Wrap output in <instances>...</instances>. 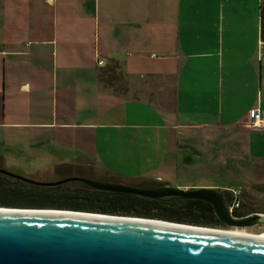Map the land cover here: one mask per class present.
<instances>
[{"label": "crops", "instance_id": "0c3cea01", "mask_svg": "<svg viewBox=\"0 0 264 264\" xmlns=\"http://www.w3.org/2000/svg\"><path fill=\"white\" fill-rule=\"evenodd\" d=\"M261 2L0 0V168L251 203L247 182L176 180L223 169L264 183V130L244 124L264 114Z\"/></svg>", "mask_w": 264, "mask_h": 264}, {"label": "water", "instance_id": "95a60500", "mask_svg": "<svg viewBox=\"0 0 264 264\" xmlns=\"http://www.w3.org/2000/svg\"><path fill=\"white\" fill-rule=\"evenodd\" d=\"M0 173L35 185L81 180L99 190L152 199L204 200L212 204L225 226H264V214L234 216L224 192L215 188L138 187L84 177L39 182L2 168ZM159 220L75 209L0 206V264H264V236Z\"/></svg>", "mask_w": 264, "mask_h": 264}, {"label": "trees", "instance_id": "16d2710c", "mask_svg": "<svg viewBox=\"0 0 264 264\" xmlns=\"http://www.w3.org/2000/svg\"><path fill=\"white\" fill-rule=\"evenodd\" d=\"M260 13L261 33L264 40V0L261 2ZM49 190L50 188L48 187L32 185L22 180L0 173V205L4 206H19V202L23 201L22 199L7 200L12 197L27 195V197H33L31 200H37L42 204H46L49 201L56 203L57 201L62 203H65V201L67 203L70 202V206H76L70 209L75 210L88 208L93 210L101 209V211L104 212L107 210L108 213H115L114 209L117 208V210L120 209L127 213L130 212L131 209H134L135 213L145 217H158L159 219L163 220L201 226H224V224L216 216L212 204L204 200L183 199L181 197H173L171 199L161 200L126 194L129 195L128 197H130L131 200L127 203L123 202L122 205H116L115 203L112 204L107 199L102 198L90 203H85L86 207H84L82 200L78 197L79 194H73L72 196L53 195L48 193ZM78 193H82V189L79 190ZM224 195L229 206L234 197L227 191H224ZM115 202L120 204L119 201ZM118 206H122V208H119ZM247 214L241 212V207L237 208L233 212V215L238 217Z\"/></svg>", "mask_w": 264, "mask_h": 264}, {"label": "rangeland", "instance_id": "374dc122", "mask_svg": "<svg viewBox=\"0 0 264 264\" xmlns=\"http://www.w3.org/2000/svg\"><path fill=\"white\" fill-rule=\"evenodd\" d=\"M219 167H220V165H218V164L215 165V168H219ZM231 168L237 169L235 162L231 163ZM6 170L9 172H12L14 174H18L15 171H12L11 169H6ZM18 175H21V174H18ZM21 176L32 179V178L27 177L25 175H21ZM32 180H36V179H32ZM245 180H247V179H245ZM44 182H46V181H44ZM249 182L250 181H241V179H239V177H236V176L233 177L230 173L224 172L223 169H220V172L216 171V173L205 172L204 170H201V169H192L189 173L183 174L182 177L180 178V181L176 180V183H181V184L187 183L190 185L231 184L233 186L234 185L237 186L238 183L239 184L246 183L249 186H245V188H247L250 193L253 192L254 197H250L249 200L251 203L247 204L246 201L244 202V204L242 203L241 212L244 214H247L249 212L262 213L263 214L264 213V183L258 184L257 185L258 188L256 187V188L251 189V186H250L251 184ZM237 187H240V189H241V187H243V186L238 185ZM31 198H33V197H29V196L27 197V195H24V196L20 195V197H12V198L8 199L7 201L22 199L23 201L19 202V206H16V207H22V208L70 209V208L76 207V206H70L69 205L70 202L67 203L66 201H65V203H62L59 201H57V203L49 201L46 204H42V203L38 202L37 200L36 201L31 200ZM0 206H4V205H0ZM10 207H13V206H10ZM96 212H102V211L98 210ZM114 212L115 213H112V214L145 217V216L138 215L137 213H135L134 209H131L130 212L126 213L123 210H120V209L117 210V208H116V209H114ZM151 218L159 219L158 217H151ZM174 222H176V221H174ZM180 223H182V222H180ZM185 224H188V223H185ZM190 225H195V224H190ZM199 226H201V225H199ZM205 227H211V228L229 230V231H240V230H242V231H246V232L252 233V234L264 233V226H262V225H255V226H250V227H235V226L234 227H232V226H230V227L229 226H219V227L205 226Z\"/></svg>", "mask_w": 264, "mask_h": 264}, {"label": "flooded vegetation", "instance_id": "af4514ba", "mask_svg": "<svg viewBox=\"0 0 264 264\" xmlns=\"http://www.w3.org/2000/svg\"><path fill=\"white\" fill-rule=\"evenodd\" d=\"M68 177H84V178L91 179V180H94V181H99V182L123 183V182H121L119 180H112V179H108V178L95 179V178H92V177L87 176V175L60 176V177L51 179V180L46 181V182H59V181H62L64 179L68 178ZM39 182H44V181H39ZM123 184H127V183H123ZM32 185H35V184H32ZM130 185L143 187V186H147V185L163 186V185H167V184H156V183L135 184V183H132ZM36 186L50 188L48 193L53 194V195L72 196L73 194H79L78 197H79V199L82 200V204L84 205V207H86L85 203H90V202H93V201H95L97 199H102V198H105L109 202H111L112 204L115 203L116 205H122L123 202L127 203V202H130V200H131V198L128 197L131 193H121V192L99 190V189H96V188L86 184L85 182H83L81 180H69V181L60 182V183L55 184V185H36ZM81 189H82V193H78V191L81 190ZM126 194H129V195H126ZM131 195H136V194H131ZM136 196H139V195H136ZM140 197H142V196H140ZM173 197H176V196H173ZM173 197L172 196H167V197L161 198V200H163V199H171ZM224 197H225V195H224ZM145 198H148V197H145ZM225 200H226V203H227L226 197H225ZM115 201H119L120 204L116 203ZM118 207L122 208V206H118ZM82 210L96 212L98 210L100 211L101 209L93 210V209L83 208ZM102 212L103 213H105V212L108 213L107 210L105 212L104 211H102ZM102 212H100V213H102ZM109 214H112V213H109Z\"/></svg>", "mask_w": 264, "mask_h": 264}, {"label": "built area", "instance_id": "2783aa9c", "mask_svg": "<svg viewBox=\"0 0 264 264\" xmlns=\"http://www.w3.org/2000/svg\"><path fill=\"white\" fill-rule=\"evenodd\" d=\"M244 124L253 129L264 130V114L259 109H253L249 112L248 119ZM233 197L234 199L228 206L232 214L237 208L241 207V201L238 199V196L234 193Z\"/></svg>", "mask_w": 264, "mask_h": 264}, {"label": "bare ground", "instance_id": "6f19581e", "mask_svg": "<svg viewBox=\"0 0 264 264\" xmlns=\"http://www.w3.org/2000/svg\"><path fill=\"white\" fill-rule=\"evenodd\" d=\"M161 220H163V219H161ZM161 220H159V222H161ZM165 223H174V222L165 221ZM234 232L245 233V234H251V235L264 236V233H262V234H252V233H248V232H246V231H242V230H240V231H234Z\"/></svg>", "mask_w": 264, "mask_h": 264}]
</instances>
